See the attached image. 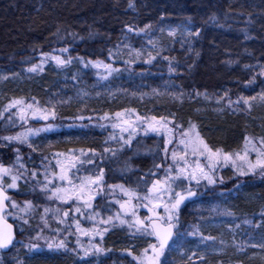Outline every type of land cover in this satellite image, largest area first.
I'll return each instance as SVG.
<instances>
[{
	"label": "trees",
	"instance_id": "1",
	"mask_svg": "<svg viewBox=\"0 0 264 264\" xmlns=\"http://www.w3.org/2000/svg\"><path fill=\"white\" fill-rule=\"evenodd\" d=\"M131 3L132 7L129 0H0V71L13 75L14 79L12 82L9 78L0 85V133H15L24 128L20 119L14 118L13 108L4 111L7 103L15 99L33 103V97L38 102L34 103L35 107H50L70 128H61L37 140L35 156H46L48 160L37 161L34 157L26 167L25 176L32 183L44 181V165L48 161L52 164L57 152L95 149L96 153L104 154L105 148L117 149L122 142H117L118 136L116 140L111 139L112 129L107 124L116 112L125 109L158 119L171 118L175 113L177 123L186 129L191 120L210 146L226 152L240 151L245 135H264V105L260 102L251 111L246 108L234 111L235 105L224 106L229 99L236 101L240 96H250L252 90L264 89V75H261L264 71V0H131ZM145 25L152 27L145 29ZM129 26L133 31H128ZM169 29L178 32L169 35ZM197 30L199 35H188ZM62 48L68 51L61 53ZM137 51L140 56L136 55ZM117 52H121L120 58ZM149 52L156 59L145 63ZM51 56L72 58L71 64L76 68L67 75L69 82L64 68L71 64L58 66ZM165 56L169 59L165 60ZM96 61L111 64L117 70L130 67V79L117 73L110 81L101 82L109 74L102 66L94 67ZM33 65L40 68L29 72ZM170 66L176 70L169 72ZM84 80L87 87H77ZM197 91L206 93L207 98L195 96ZM178 92L184 93L183 103L173 98L172 94ZM79 124L82 127L72 128ZM159 141L162 149L164 139ZM151 144L152 138L146 141L147 147ZM110 153L97 159V165L92 167L93 174L99 168L104 169L103 188L124 184L123 178H119L121 165L109 157ZM20 155L24 156V152ZM127 155L126 151L118 160ZM31 158L26 156L22 160L25 164ZM152 158H158L157 154L150 159L132 161L143 173L149 171L150 181L159 179L158 174H150ZM77 169L76 166L69 172L74 176V184H79L82 175L85 176ZM33 170L38 173L35 180L29 175ZM137 175L131 174L132 178ZM223 176L229 180L232 174L224 170ZM220 189L212 194L207 192L206 185L193 188L197 195L186 200L180 209L182 235L175 236L166 250L170 253V263L264 264L263 254L257 259L241 254L243 240L264 234V182L244 180ZM27 197L24 201L34 204V199ZM213 205L225 214L222 219L225 223L213 230H224L231 236L228 240L232 246L223 255L208 254L204 249L207 239L202 237L212 236L206 215ZM38 215L31 219L32 229L41 220ZM188 232L197 235H187ZM18 235L16 230L15 246L7 254H1L4 264H135L126 250L136 255L144 247L130 232L113 229L101 242L107 251L85 260L72 250H66L64 255L22 253L16 248ZM146 239L154 242L152 238ZM15 257L20 260L14 261Z\"/></svg>",
	"mask_w": 264,
	"mask_h": 264
},
{
	"label": "snow or ice",
	"instance_id": "2",
	"mask_svg": "<svg viewBox=\"0 0 264 264\" xmlns=\"http://www.w3.org/2000/svg\"><path fill=\"white\" fill-rule=\"evenodd\" d=\"M131 0H129V7H132ZM151 25H145V29H150ZM128 31H133L132 27H128ZM144 31V29H141ZM169 35H174V31H170ZM189 36L199 35V30L196 32H189ZM151 43V41H150ZM61 53H66L67 48H62ZM111 56V51H110ZM48 56V54H43ZM137 56H140L139 51L136 52ZM159 55V53H157ZM51 59L55 61L58 66H64L72 62V58L69 56L67 59L61 58V56H51ZM156 59L151 52L148 53V59L145 60V63H151L152 60ZM165 60L169 58L164 57ZM87 66V65H85ZM94 67H103L107 73L110 75L113 71H117L112 67L111 64L103 63L101 61H96L93 63ZM40 68L39 65H33L28 69L29 72H35ZM42 70V69H40ZM176 69L174 66L169 67V72H174ZM261 75H264L262 71ZM106 78V77H104ZM253 80H250L249 83H253ZM173 98L180 103H183V92L173 93ZM192 94H189L191 98ZM204 95L207 98L206 93L195 92V96ZM223 97L219 98L217 103L222 100ZM259 101L261 105H264V90H262L256 96H240L236 101L228 100V107L233 108V105L236 107L233 109L244 110L245 108L251 111L253 107V102ZM33 103H27L22 99H15L10 101L6 106L4 111H8L11 108H19V119L27 123V114L25 109H34L32 111V116H39L40 119L48 120L49 115L44 114L48 113V109H41L39 107L34 108V103L38 104L35 100V97L32 98ZM222 111L223 109H219ZM134 112L135 110H131ZM199 111V109H197ZM129 112L125 109L124 112H116L115 117L118 118L120 122L114 123L113 128H119L121 133L127 132V139L123 135L120 136L117 141L122 142L123 145H128L131 143L133 137L137 132V128L142 124H146L144 131H152L155 133L163 132L165 135L164 145L162 151L164 153L165 161L169 158V147L168 145L172 144L174 141L178 145L177 148L171 150V163L168 164L167 168L164 170V176L162 179H155L152 181L151 186L147 188L146 194L140 195L134 190L127 189L123 185H108L109 188H120L125 196L128 197L123 203L116 201L120 204V209L123 211L124 216H130L132 219H125L121 216V212L113 215H109L107 219H101L100 223L105 225L103 230L97 228L93 229H84L81 227L80 220L75 216L72 219L75 221V229L77 233L81 235L95 237L99 235L103 239V233L107 232L109 228L108 225L115 226V222L118 221L120 225H127L129 230L134 229V232H131L133 237L137 235L143 237H153L155 243L148 242L146 248H143L139 255H134L131 250L128 251V255L132 256L135 264H164L162 257L165 256L166 250L170 248L169 241L173 239L174 236H181L179 232L180 227V209L181 205L184 204L186 200L197 195L193 190V182L195 185H200L201 181H206L207 185H215L217 183L216 179V170L219 167L231 165L234 172L240 176L245 175H255L259 173L261 176H264V135L258 137H250L245 135L244 144L242 152H226L222 148L210 146L202 137L199 131H197L196 124L192 123L191 120L188 121V127L185 129L183 124L177 123L175 121V113L172 114L171 118L169 117H143L136 115L135 119L124 118V113ZM2 115V113H0ZM53 118H55L54 110L50 113ZM104 118H107V114ZM83 119V117H79ZM171 125V126H170ZM52 125L48 124L43 128H26L25 131L17 133L14 136H5L2 137L4 141L12 142L17 141L21 144H27L29 148L33 151H36L33 143L29 142V137L38 135L40 132H47L52 129ZM178 133V138H177ZM111 139L116 140L115 136H112ZM17 156L16 161L20 162L22 157L19 155V149H15ZM71 156L68 158L70 163L68 167H65V164L61 161L60 157L64 156V153L57 152L54 154L56 159V166L59 167V173L51 172V178L49 169L51 166V161H48L44 165V181H37V184L40 187V191L46 196L49 200L60 201L63 204L69 205V210H64L61 215L60 208H49L44 207L43 214L40 219L43 222L44 227H48L47 216L49 213L54 215L58 224H65L70 216L71 203H78L80 206L75 207L74 212L80 216H84L85 213L82 212V207L87 209H93L92 201L95 200L96 196L93 194V189L96 190V194H99L104 187V169L99 168L98 171L89 176L80 178L79 184H74L72 181L69 172L72 168H76V163L79 162L81 166L84 163L94 164L96 151L95 149H89L88 152H85L83 149L79 150V154H76L74 150H69ZM105 153L111 152L112 155L116 154V151L111 148H105ZM89 153L91 155H89ZM254 154V159L250 157ZM87 157L86 160H81L80 157ZM45 161L48 160V157L43 158ZM154 168L160 169L161 164H154ZM20 169H24V172H21ZM79 171V169H77ZM27 169L23 163H19V168L13 173L12 167H6L3 164H0V249H7L9 246L14 245V233L13 225L7 223L5 212L8 207L12 209L19 208V211L25 214H28L35 209V205L32 201H25L24 206L21 207L17 204L16 201L12 200L11 197L7 194V191L4 187V177L10 176L11 182L7 184L8 189H16L18 187V180H20ZM35 170L31 171L29 174L30 177L35 180L37 176ZM151 175H156L152 172ZM59 179L62 183H66L68 186H58L53 181ZM220 183H223V179L220 178ZM51 186V187H50ZM35 187L33 192H35ZM85 194L87 198L85 199ZM136 199L139 201L138 204L133 205L132 200ZM6 202H8L6 204ZM137 207H143L147 209L148 215H145L143 218L137 215L135 209ZM163 208V213L157 211V209ZM94 215L87 216V219L94 220L95 216H98L99 213L95 212L93 209ZM9 215H14V213H8ZM230 214V213H229ZM23 221L24 225H27L29 221L23 217H16ZM57 232L60 229L56 230ZM24 232V228L21 227V233ZM43 229L37 233L34 239H45L48 244L49 249H65L67 250V243L65 239L59 240L58 243L53 241H48V238L42 236ZM71 235V233H69ZM187 235H197L196 232H188ZM202 239H214L212 237H207ZM77 244L80 246L85 257L89 255H98L102 252L107 251L98 244L90 243L88 247H84L77 240ZM256 245H254L255 247ZM260 248L264 249V243L258 245ZM29 250H33L38 247L35 243H29L25 245ZM191 259V257H189ZM203 259V257H201Z\"/></svg>",
	"mask_w": 264,
	"mask_h": 264
},
{
	"label": "rangeland",
	"instance_id": "3",
	"mask_svg": "<svg viewBox=\"0 0 264 264\" xmlns=\"http://www.w3.org/2000/svg\"><path fill=\"white\" fill-rule=\"evenodd\" d=\"M170 31H174V34L176 32H178V30L176 29H169L168 33ZM122 52V51H121ZM121 52H117L116 55L120 58V53ZM123 62V61H122ZM127 62H123V64H126ZM71 64V63H69ZM68 65V64H67ZM66 65V66H67ZM76 68V66H73V64H71V66L65 67L64 72L66 75V80L69 82L70 78L67 77V75L69 74V72L74 71ZM122 69L120 68L119 70L113 72L112 74L108 75L107 78H102L101 82L106 83L108 81H110L117 73L120 76H125V79L129 80L130 79V67L128 66H124ZM132 70V69H131ZM11 79L12 82L14 81L13 79V75H9L7 72L5 71H0V85L2 83H5V81L7 79ZM80 86L82 87H87L86 85V81H81L80 84H78L77 87L80 88ZM82 89V88H80ZM91 90V88H89ZM85 90V89H83ZM88 90V89H87ZM257 91L252 90L250 92V96H256L258 95L262 90L260 89H256ZM264 90V89H263ZM86 91V90H85ZM12 101V100H11ZM10 103V101L7 103V105ZM221 102L216 103L217 105H220ZM259 101H255L253 102V107L258 106ZM224 106H226L228 108V102L224 103ZM36 107H39L41 109H48V113H44L49 115V119L48 120H43L40 119L39 116L33 117L32 116V111L34 109H25L26 114H27V123H25L24 121L20 120V124H24V128L22 130H19L15 133H6L3 132L4 130H2L1 132H3L4 134L0 133V164H3L6 167H12L13 168V173L16 172V170L19 168V163H23V160H21L20 162L16 161V156L17 153L16 151H14L15 149H19V155L20 152H24V156H21L22 159L26 156H28L29 158L32 157L28 162H26L24 164L25 168L28 166H30V164L32 163V161L37 159V161H45L42 157L40 156H35L37 154L36 151H33L31 148H29L27 146V144H21L17 141H12V142H8V141H4L2 139V137L5 136H14L17 133H21L23 131H25L26 128H43L46 127L48 124H51L53 127L50 131L47 132H40L38 135H34V136H30L29 137V142L33 143L34 147H36V149L38 148V144H37V140L39 138L45 139L49 134L57 132L59 129L61 128H65V129H70L69 127H67L63 122H61V120L58 119L57 114H55V118L52 117V115H50V113L52 112V109L50 107H40L38 105H36ZM34 106V108H36ZM15 111V117L14 118H19V108L18 107H14L13 108ZM10 110V109H9ZM136 114L134 112H125L124 113V118H131V119H135ZM110 122H108V126L112 129V133L111 136H118L120 137L121 135L125 136L127 139L128 133L124 132L121 133L119 128H113L112 125L114 123L120 122L118 120V118H116L114 116V119H109ZM15 126V124H14ZM76 126L82 127L81 124L79 125H74L72 128H76ZM171 126V125H170ZM144 127H146V124H142L140 127L137 128V132L135 134V136L133 137L131 143L135 140L136 143L134 144H128V145H120L117 149H114L116 151L115 155H112V153L109 154V157L111 158H115L117 163L121 165V173H120V177L119 178H123L124 184H120L123 185L125 188L127 189H131L136 191L137 193H139L141 196L146 194L147 188L151 186L152 181H150L147 177L148 172L146 171V173H143L142 169H140L138 166H134L132 161L133 160H140L142 158H147L150 159L151 156H153L155 153L157 154L158 158H152L151 159V164H150V169L152 170V172L158 174L159 179H162L164 176V170L167 168L168 164L171 163V150L175 149L178 147V145L176 144V142L174 141L172 144L168 145L169 147V158L167 161H165L164 159V153L162 151L161 147V143H160V139L163 140L165 138V135L163 132L161 133H155L152 131H148L145 132L143 129ZM16 128V127H15ZM150 138H152V144L151 146L147 147L146 145V141H149ZM177 138H178V133H177ZM146 140V141H145ZM164 142V141H163ZM158 150V151H157ZM243 148L240 150V152H242ZM128 152L129 155L125 156L122 159L118 160V157L122 156L124 152ZM76 154H79V151H75ZM106 153L101 154L100 152L96 153L95 156V163L94 164H88V163H84L83 166L80 165L79 162L76 163L77 168H79V171L85 175V176H89L92 175V167L96 166V160L97 159H101L102 156H104ZM89 155H91L89 153ZM71 156V153H67L64 154V156L60 157L61 161L65 164V167L69 166V157ZM251 159H254V154H252V156L250 157ZM81 160H86L87 157L81 156L80 157ZM159 161H156L158 160ZM154 164H161V168L158 170L156 168H154ZM59 167L56 166V159H52V164L50 166V174L51 172H56L59 173ZM224 170H229V172L232 174V177L227 180L226 178H224L223 176V171ZM21 172H24V169H20ZM138 174L136 177L132 178L131 174ZM70 175V173H69ZM129 175V176H128ZM82 175V177H85ZM73 175L71 174V178L73 179ZM126 177V178H125ZM130 178L132 181H130ZM220 178L223 179V183H220ZM216 179H217V183L215 185H207L206 181H201L200 185L198 186H203L206 185V189L207 192L210 191V193L214 194V192L216 191V193H218V191H220V187L221 188H227V187H231L234 183H238V182H242L244 180H262L264 182V176H261L259 173L252 175H245V176H240L238 174H236L234 172V170L232 169L231 165L228 166H223V167H219L216 170ZM149 180V181H148ZM37 181L42 182V179H39ZM37 181H35L34 183H32L30 180H28L26 178V176L24 175L20 180H18L17 184L18 187L16 189H8L7 188V184L11 182V177L10 176H5L4 177V187L7 191V194L11 197L12 200L16 201L18 205H20L21 207L24 206V197L25 195H29V197H31L32 199H34V205H35V209L34 211L25 214L19 211V208L17 209H12L11 207H9L8 212L5 214V217L7 220H9L10 222H12L15 227L16 230L18 232V238L20 240L17 241L16 243V248L22 250V253H32L34 255L36 254H41V255H54V254H66V250L65 249H49L48 248V244L47 241L45 239H39L36 240L34 239L37 235L38 232L41 231V229H43L42 232V236L48 238V241H53L55 243H58L59 240L61 239H65L66 243H67V250H72V251H76L81 257L82 259L84 258L85 260L90 259V257H92V255H89L87 257H85L83 255V251L81 250L80 246L77 244V240H79L80 244L83 245L84 247H88L90 243H94V244H98L102 247V239L99 235L95 236V237H90V236H85V235H81L80 233L76 232L75 229V223L71 222L72 217L75 216L77 219L80 220V224L81 227L84 229H93V228H97L99 230H103V228L105 227V225L100 223L101 219H107V217L109 215H115L117 213V211L121 212V216L124 217L125 219H129L131 220L132 218L130 216H124L123 211L120 209V204L116 203V201H120V203H123L125 200L128 199L127 196L124 195V193L120 190V188H103L102 191L99 192V194H96L95 191V200L92 201L93 204V209H95V212H98L99 215L95 216L94 220H90L87 219V216L90 215H94L93 209H87L84 208L82 209V212L85 213L84 216H80L79 214L74 212L75 207L78 206V203H71V207L75 206L72 211H70V216L68 218V220L66 221L65 224H58L56 219L54 218V215L52 213H49L48 216L46 217L48 220V227H44L43 222L40 220V222L37 224V226L35 225L33 227V229L31 228V224H32V218L33 215L35 214H39L38 216L40 217L43 214V209L44 207H49L52 209L55 208H60L61 209V215L62 212L64 210H69V205L67 204H63L60 201H56V200H49L46 198V196L40 191L39 185L37 184ZM56 185L61 186L63 183L61 181H59V179H55L53 181ZM220 186L216 189V186ZM64 186H68L66 185V183H64ZM35 187V192H33V188ZM193 188L197 189V185H195V183L193 182ZM27 197V198H29ZM87 198V195L85 194V199ZM139 201L133 199L132 200V204L136 205L138 204ZM182 207V205H181ZM135 211L137 212V215L140 216L141 218H143L145 215H148L147 209L143 208V207H137L135 209ZM158 212H160L161 214L163 213V208H159L157 209ZM8 213H14V215H9ZM208 215H206V218L210 220V224L208 228H212V229H208L209 232H211L212 230V238L214 239H207V241H205V247L204 249H207L208 254H216V255H223L228 248L230 249L232 246V243L230 242V240H228V237L230 236L229 233H227V231H215L213 230V228H217L220 224H224L225 221L222 220L225 217V214L223 213V210L220 209V207H218L217 205H213L212 208L208 211ZM16 217H23L24 219H27L29 221V223L27 225L23 224V221L19 218ZM71 218V220H70ZM83 222V225H82ZM21 227L24 228V232L21 233ZM109 228V230L107 232H110L113 229H124L128 232H134V229L129 230L127 225H120L118 221L115 222V226H111L108 225L107 226ZM60 229L59 232H57L56 230ZM104 232L103 236L107 233ZM223 232V235H222ZM69 233H71V235H69ZM261 234V233H260ZM227 235V236H225ZM224 236V237H223ZM241 236L243 238H245V236L243 234H241ZM140 242L144 245L143 248H146L148 245V240L146 239L147 237H143V236H136ZM231 237V236H230ZM148 238H152L154 240L153 237H148ZM29 243H35L38 245L37 248L33 249V250H29V248L25 247V245L29 244ZM155 243V240L154 242ZM261 243H264V234L262 235H257L254 238H250V239H246L243 240L241 242V254H243L242 256H244L245 254H248L250 258H255L258 256H262V254L264 255V249L260 248L258 245H260ZM254 245H256L254 247ZM171 247V246H170ZM142 248V249H143ZM194 249H197V246L193 247ZM142 249H140L138 251V253L136 255H139L142 251ZM245 252V253H244ZM103 253V252H102ZM102 253L98 254L101 255ZM107 255V253H106ZM97 257V255H95ZM169 256L170 253L166 251L165 256L162 257V261L164 262V264H172L169 261ZM36 257V256H35ZM1 253H0V264H4L1 260ZM130 258V257H129ZM262 258V257H261ZM18 261L20 260L18 257L14 258V261ZM130 260L132 259V256L130 258ZM252 260V259H251ZM251 262V261H250ZM19 264V263H17Z\"/></svg>",
	"mask_w": 264,
	"mask_h": 264
},
{
	"label": "water",
	"instance_id": "4",
	"mask_svg": "<svg viewBox=\"0 0 264 264\" xmlns=\"http://www.w3.org/2000/svg\"><path fill=\"white\" fill-rule=\"evenodd\" d=\"M8 202H6L7 204ZM8 211V208L6 209V212ZM5 212V213H6ZM7 223L11 224L9 221H7ZM13 225V224H12ZM13 233H14V237H15V227L13 226ZM174 238V237H173ZM173 240V239H172ZM172 240L169 241V245L172 243ZM14 243H15V239H14ZM13 246H9L7 249H0V252L3 253V254H7L11 249H12Z\"/></svg>",
	"mask_w": 264,
	"mask_h": 264
}]
</instances>
